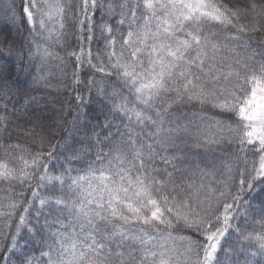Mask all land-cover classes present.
I'll return each instance as SVG.
<instances>
[{"label":"snow or ice","instance_id":"6c2138e0","mask_svg":"<svg viewBox=\"0 0 264 264\" xmlns=\"http://www.w3.org/2000/svg\"><path fill=\"white\" fill-rule=\"evenodd\" d=\"M7 9L31 39L17 47L0 37V60H38L41 69L54 60L61 74L71 61L77 105L64 122L74 129L84 115L77 85L108 112L83 170L50 172L55 149L0 145V183L32 189L37 223L45 206L50 217L40 257L30 256L19 239L22 229L35 230L31 202L0 201V264H264V210L257 219L245 199L254 184L264 186V51H249L247 39L264 33V0H10ZM66 21L75 47H65ZM94 44L102 47L94 52ZM7 72L0 63V99L8 101L50 75L22 84ZM184 105L201 111L189 118L178 112ZM9 123L8 104H0V133ZM29 123L23 136L41 149L51 144L39 118ZM232 145L236 154L220 157L219 167L207 159L208 150ZM80 158L74 150L65 157ZM39 187L51 195L40 197ZM230 230L242 242L235 251L224 246Z\"/></svg>","mask_w":264,"mask_h":264},{"label":"trees","instance_id":"16d2710c","mask_svg":"<svg viewBox=\"0 0 264 264\" xmlns=\"http://www.w3.org/2000/svg\"><path fill=\"white\" fill-rule=\"evenodd\" d=\"M236 2V0H232ZM10 0H0V37H6L9 40L16 41V46L21 45L27 46L28 40L31 39L27 31V26L22 23L19 14H16L13 19V13L8 11L7 5ZM19 4V0H16ZM67 35L65 37V47L71 45L76 46V37L73 35L75 29L70 23L66 21ZM38 42H42L39 41ZM249 42V51L255 50L256 52L264 51V33L253 34L250 38H247ZM53 49L63 56L64 51L58 46L53 45ZM98 47L102 45H93V51L95 52ZM0 63H6L8 65L7 75L10 80L18 81L20 83H31L32 77L38 73L40 75H48L46 83H38L31 85L27 89V95L22 96L17 93L12 97L11 101L6 99H0V104L7 103L9 108V120L8 129L0 133V145L4 143H17L20 142L26 146L32 147L34 150H43L44 152L55 149L53 157L48 161V168L50 172H58L61 170V165L71 167L77 170H83L87 168L88 163L94 158V148H92L93 130L103 134L102 129L99 127L105 120L108 112L106 103L93 92L89 94L83 85H77L76 89L79 94L84 97V115L81 118L80 124L77 128H73L70 124L65 123V120H71L76 112L77 102L72 99L74 93L71 87L72 71L71 61H68L69 66L64 69L66 74H61L60 70L56 67V61H50L40 68V62L37 60L33 63H29L25 58L20 60L17 57H12L7 60H0ZM23 64V69H19L18 65ZM81 79H85L88 76L87 71L81 72ZM96 79H101L99 75ZM35 97V101L29 100V105L24 108L21 107L24 99ZM71 104V107H69ZM13 105L19 110L15 114L12 113ZM201 109L194 107L193 105H184L178 112L185 113L189 118L192 117V113L200 112ZM72 113V115H69ZM208 115H217L216 112H208ZM44 126L45 132L51 131L53 134L49 136L51 144L44 143L42 149L33 142L29 137L21 134V129L32 128L33 124L29 121H37ZM219 119L227 120V116H219ZM187 121H185L186 123ZM199 123V121H197ZM39 131V128L36 129ZM114 131V129H113ZM82 149H89L87 155L82 152ZM73 150L80 154L79 160H74L71 164L65 159L67 156L73 154ZM203 152V149L192 150V154L196 152ZM237 152L236 146L231 147H217L207 151V159L216 165L217 161L220 162V157H227L228 155H235ZM220 165V164H217ZM219 167V166H217ZM75 175V172H73ZM219 173L215 179H220ZM33 187H36V181H32ZM51 192L48 188L39 187V196H50ZM19 200L21 203L30 201L31 208L28 216L30 221L29 227L35 229L33 232H28L27 229H22L20 233V249L30 256L40 257L41 249L44 248V241L47 239L46 229L42 230L44 220L50 217L48 216L49 208L41 209V215L39 217V223L35 213L37 209H40L39 200L34 199L32 196V189L27 187L21 188L19 185L9 186L5 183H0V201ZM250 206V212L257 219L259 218L261 211L264 210V186L259 182L254 184L253 191L245 196ZM21 213H17V216ZM243 217L241 218V220ZM17 220L14 217L11 220L13 226H15ZM3 227V218H0V228ZM6 241H0V249L4 247ZM240 243L238 242L235 234L230 230L225 238L224 246L226 248L231 247L234 251L239 248ZM20 253L17 252L16 255ZM222 260H226L223 256ZM15 259V257H13ZM236 259L232 257L231 260ZM242 260L243 257H240ZM230 264V260L228 261Z\"/></svg>","mask_w":264,"mask_h":264},{"label":"rangeland","instance_id":"374dc122","mask_svg":"<svg viewBox=\"0 0 264 264\" xmlns=\"http://www.w3.org/2000/svg\"><path fill=\"white\" fill-rule=\"evenodd\" d=\"M217 164H220V162H219V161H217L216 165H217ZM217 166H220V165H217Z\"/></svg>","mask_w":264,"mask_h":264}]
</instances>
